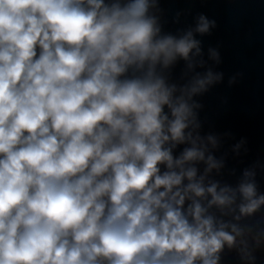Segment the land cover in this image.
I'll use <instances>...</instances> for the list:
<instances>
[{"label": "clouds", "instance_id": "clouds-1", "mask_svg": "<svg viewBox=\"0 0 264 264\" xmlns=\"http://www.w3.org/2000/svg\"><path fill=\"white\" fill-rule=\"evenodd\" d=\"M161 2L0 0V264H257L264 165L216 179L202 134L217 22L166 32Z\"/></svg>", "mask_w": 264, "mask_h": 264}]
</instances>
